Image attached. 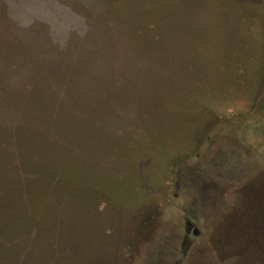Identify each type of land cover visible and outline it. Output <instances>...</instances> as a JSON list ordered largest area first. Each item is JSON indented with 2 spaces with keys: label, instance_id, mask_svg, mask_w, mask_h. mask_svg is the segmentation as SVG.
I'll return each instance as SVG.
<instances>
[{
  "label": "rangeland",
  "instance_id": "374dc122",
  "mask_svg": "<svg viewBox=\"0 0 264 264\" xmlns=\"http://www.w3.org/2000/svg\"><path fill=\"white\" fill-rule=\"evenodd\" d=\"M0 264H264V0H0Z\"/></svg>",
  "mask_w": 264,
  "mask_h": 264
},
{
  "label": "water",
  "instance_id": "95a60500",
  "mask_svg": "<svg viewBox=\"0 0 264 264\" xmlns=\"http://www.w3.org/2000/svg\"><path fill=\"white\" fill-rule=\"evenodd\" d=\"M199 233V230L197 228L194 229V234L197 235Z\"/></svg>",
  "mask_w": 264,
  "mask_h": 264
}]
</instances>
